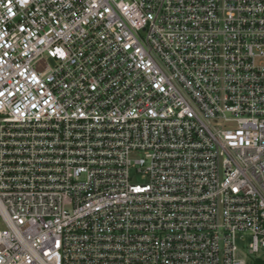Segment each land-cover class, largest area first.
Segmentation results:
<instances>
[{"label":"built area","instance_id":"obj_1","mask_svg":"<svg viewBox=\"0 0 264 264\" xmlns=\"http://www.w3.org/2000/svg\"><path fill=\"white\" fill-rule=\"evenodd\" d=\"M0 219V264H258L264 0H0Z\"/></svg>","mask_w":264,"mask_h":264},{"label":"rangeland","instance_id":"obj_2","mask_svg":"<svg viewBox=\"0 0 264 264\" xmlns=\"http://www.w3.org/2000/svg\"><path fill=\"white\" fill-rule=\"evenodd\" d=\"M46 59H47V62L51 65V66H53L54 65V60L53 59H51V58H49V57H46ZM131 157H133V158H138L139 157V153L138 152H133L132 154H131ZM145 180L140 176V174H136V169H133L132 170V182H135V183H139V182H144ZM4 227V225H3V223H2V221H1V219H0V229L1 228H3ZM248 264H257L256 263V261H254V260H252V259H249L248 260Z\"/></svg>","mask_w":264,"mask_h":264},{"label":"trees","instance_id":"obj_3","mask_svg":"<svg viewBox=\"0 0 264 264\" xmlns=\"http://www.w3.org/2000/svg\"><path fill=\"white\" fill-rule=\"evenodd\" d=\"M258 264H264V259H262V258L259 259V260H258Z\"/></svg>","mask_w":264,"mask_h":264}]
</instances>
